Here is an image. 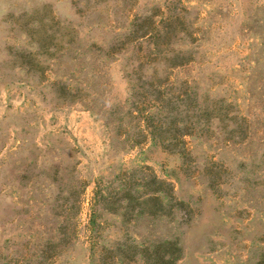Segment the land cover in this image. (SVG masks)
Wrapping results in <instances>:
<instances>
[{
	"label": "rangeland",
	"instance_id": "obj_1",
	"mask_svg": "<svg viewBox=\"0 0 264 264\" xmlns=\"http://www.w3.org/2000/svg\"><path fill=\"white\" fill-rule=\"evenodd\" d=\"M264 264V0H0V264Z\"/></svg>",
	"mask_w": 264,
	"mask_h": 264
},
{
	"label": "trees",
	"instance_id": "obj_2",
	"mask_svg": "<svg viewBox=\"0 0 264 264\" xmlns=\"http://www.w3.org/2000/svg\"><path fill=\"white\" fill-rule=\"evenodd\" d=\"M177 245L178 241L174 242L170 239H166L160 243L148 256L151 260V264H174L180 257Z\"/></svg>",
	"mask_w": 264,
	"mask_h": 264
}]
</instances>
